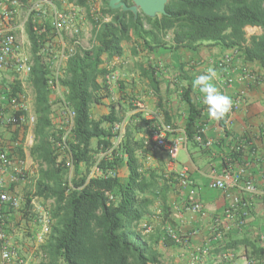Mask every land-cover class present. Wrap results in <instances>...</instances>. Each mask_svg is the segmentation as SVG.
Returning a JSON list of instances; mask_svg holds the SVG:
<instances>
[{"label":"trees","instance_id":"obj_1","mask_svg":"<svg viewBox=\"0 0 264 264\" xmlns=\"http://www.w3.org/2000/svg\"><path fill=\"white\" fill-rule=\"evenodd\" d=\"M75 1L86 8L89 21L95 25L97 21L90 11L92 3L89 0ZM109 1L102 0L101 14L109 15L111 20L94 27L92 46L66 62L61 78L62 86L66 88L65 98L75 111L74 127L67 139L73 162L71 184L66 166L68 155L50 141L51 136L60 139L63 133L56 126L60 99H53L47 83L51 64L45 55L37 54L39 45L31 21L26 26L34 56L28 81L34 93L36 116L30 155L38 169L34 176L33 196H26L16 211L21 220L36 222L34 199L51 201L48 211L50 232L39 246V264H161L159 252L153 244L155 241L152 237L147 239L140 227L142 219L152 212L156 192H161L162 188L157 181L159 175L143 169L145 156L155 148L151 138L154 123L129 121L119 147L99 162L103 175L89 178L98 153L112 146V125L126 117L118 108L120 98L116 100L115 95L119 88L114 86L119 83L121 87L123 80L111 85L106 79L108 73L117 71L118 58L129 49L137 53V47L167 46L165 38L171 33V47L195 49L208 43L238 49L245 61L256 62L264 68V0H168L167 14L155 17L142 12L135 17L131 11L111 8ZM124 1L132 5V0ZM249 26L260 28L261 33L248 36L246 28ZM152 71L153 67L145 74L150 84L157 88L159 82ZM10 73L16 75L12 71ZM24 92L22 80L17 75L7 85L3 83L0 86V94L8 101ZM106 99L112 100L108 113L94 118L91 108L95 104H103ZM183 100L188 109L184 125L187 142L200 144L196 137L203 134L206 106L194 100L191 86L184 87ZM1 104L8 106L5 100ZM164 120L171 123L168 117ZM139 123L148 130L139 127ZM219 124L226 130L227 116ZM7 128L17 143L19 159H24L28 127L16 125ZM94 140L96 144L93 146ZM4 146L7 143L4 142ZM123 169L125 176L121 174ZM109 171L115 175H108ZM13 210L11 208L9 214ZM9 232L12 234V229ZM168 239L175 242L166 235L165 241ZM241 247L246 250L249 260L261 262L264 259L261 237L229 240L219 244L215 251L221 253Z\"/></svg>","mask_w":264,"mask_h":264},{"label":"crops","instance_id":"obj_2","mask_svg":"<svg viewBox=\"0 0 264 264\" xmlns=\"http://www.w3.org/2000/svg\"><path fill=\"white\" fill-rule=\"evenodd\" d=\"M19 38L20 43L31 51L27 33H21L20 36L18 34V40ZM165 39L167 46L155 47L153 44V47L146 49L137 47L135 54L129 49L123 57L117 59L123 64V83L118 87L119 93L117 91L121 104L118 108L122 109L129 121L147 120L156 123L160 117H168L176 126L171 137L181 139L175 158L171 159L163 149L151 148V153L147 154L143 161V169L147 173L159 175L157 181L162 187L161 192H156L151 214L141 221V224L148 221L154 227L146 238L152 237V241H155L153 244L159 252L161 264H264V259L261 262L249 260L243 247L227 249L233 253L230 259L224 258L225 251H215L219 244L229 240L264 238V68L256 62L245 61L238 53L230 73L234 81L231 85H226L229 74L217 68L213 62L221 59L231 49L208 43L195 49L174 48L171 47V33ZM152 67V72L159 82L157 88L150 84L149 77L145 74L146 71H151ZM210 69L216 72L212 83L222 94L229 96L231 100L242 94L244 100L240 108L227 117L226 130L219 121L210 120L205 109L202 138L209 145L189 144L185 140L184 130L188 115L183 100L184 87L192 88L194 78L207 74ZM9 80L10 78H1L0 86L3 83L7 85ZM28 96L29 113L35 114L32 88ZM192 96L195 101L203 103L201 94L193 88ZM100 105L104 106L95 104L91 108L94 118H97L95 110L98 111ZM142 125L139 123V127L148 130ZM33 130L34 128H28L27 135L33 134ZM0 133L7 143L5 149L14 161L10 167H0V179L8 189L13 188L17 192V183L12 182L11 178L19 168L21 155L11 131L7 127H0ZM23 151L27 163L29 156L31 162L35 163L28 144L24 146ZM185 166L188 167V175L193 185L199 187L197 200L202 203L203 213L193 212L189 208L188 188L179 183L177 173ZM227 166L234 171L244 167V178L252 179L260 193H247L242 187L244 181L226 191L210 188L212 177L215 174L220 175ZM121 174L125 176L124 169ZM234 202L239 207L232 215H226V208ZM245 204L248 205L249 211L244 224L240 225L238 211ZM14 211L11 212L12 216L17 212ZM17 218L19 222L21 218ZM15 223L14 232L19 235ZM168 227L178 232L184 241L177 243L168 239L166 242ZM218 233L224 235L221 240L214 238ZM207 245L209 252L200 255L198 249ZM249 249L251 251V248Z\"/></svg>","mask_w":264,"mask_h":264},{"label":"built area","instance_id":"obj_3","mask_svg":"<svg viewBox=\"0 0 264 264\" xmlns=\"http://www.w3.org/2000/svg\"><path fill=\"white\" fill-rule=\"evenodd\" d=\"M91 4L90 11L94 15L97 23H91V30L94 27L98 28L101 23L111 20L109 15H102V0H89ZM95 3V4H94ZM88 19V11L70 0H0V71H12L17 77L28 78L32 67L34 65V56L32 52H26L21 48L18 41V33H26V26L31 21L32 29L37 36L39 45L38 55H45V59L51 64V74L48 79V87L52 91L53 97L60 99L59 107L56 110V126L63 131L61 138L50 137V141L56 143L57 147L66 151L68 159L66 166L69 168L68 182L71 184L73 177V162L70 149L67 145V139L70 138L74 123L75 111L70 106L65 98L66 88L61 84V78L64 75V67L66 62L79 52H82L89 47H85L82 42V29L84 23ZM91 31V32H92ZM31 47V42L29 40ZM239 53L238 49H231L223 55V57L213 63L219 69L225 70L229 74L226 78V85H231L234 81L230 75L232 72V63L235 55ZM107 82L114 85L120 78L119 73L110 72L106 76ZM21 80V79H20ZM23 83V81H22ZM25 90V84L23 83ZM29 93L26 90L19 96H12L8 99L0 94V103L3 100L7 101L8 106H0V127L26 125L28 128H34L36 124L35 114L29 113ZM53 98V99H54ZM244 100L242 94H238L232 100V108L226 115L227 117L233 112L237 111ZM22 112V113H21ZM25 112V113H23ZM20 113V114H18ZM129 123L128 117L115 122L112 125L113 142L112 146L102 149L93 164L89 178L103 175L99 162L112 154L114 149L118 148L124 139L127 125ZM203 133V129L201 130ZM175 132V127L172 123L166 122L164 118L160 117L156 123L151 127V138L154 142V147L163 149L168 156L173 159L177 156L180 148L181 139L171 137ZM28 134L26 142L28 146L34 142V132ZM199 143L205 146L209 145L205 142L202 136L196 137ZM185 140H187L185 133ZM13 160L7 153L2 135L0 133V167L6 168L12 166ZM29 172L27 168V160L22 159L19 163V168L16 173L12 175L11 181L14 183L24 179ZM34 173V171H30ZM108 175L114 176L113 171H109ZM178 180L181 186L188 188V202L189 208L196 213H203L202 203L197 200V193L199 187L193 185L188 175V167H183L178 173ZM245 168L234 171L231 167H224L220 175H214L209 182V187L212 189L227 190L229 187H235L242 183L243 189L249 194H258L260 190L252 179L244 178ZM264 194V193H263ZM239 203V202H238ZM22 206V198L14 192L7 189L5 182L0 179V264H34L31 257L19 254L15 243L11 239L9 232L12 229L14 232V221L9 218L10 209L18 210ZM236 202L230 204L226 210V215H232L238 208ZM37 208V207H36ZM248 205L241 207L239 212V223L244 224L248 215ZM37 213V221L40 224V229L37 232L35 239L36 245L39 246L44 243L48 233L50 232L51 217L43 207H39ZM161 213V212H160ZM140 227L144 235L151 234L154 227L145 221ZM167 236L177 243H182V238L178 232L173 228L168 227L166 230ZM222 233L215 235V240L223 238ZM261 240L264 242V238ZM209 246H204L198 249L200 255L209 252ZM6 254V255H5ZM224 258L230 259L233 256L231 251L224 252ZM248 264H250L248 262Z\"/></svg>","mask_w":264,"mask_h":264},{"label":"rangeland","instance_id":"obj_4","mask_svg":"<svg viewBox=\"0 0 264 264\" xmlns=\"http://www.w3.org/2000/svg\"><path fill=\"white\" fill-rule=\"evenodd\" d=\"M91 22L89 20H87L84 25H83V29H82V42L83 45L85 47H89L92 43V30H91ZM247 34L248 36L253 35V34H260L261 30L258 27H247L246 28ZM20 36V33H18ZM19 43H20V38H19ZM21 46V48L23 50H25L26 52H30V48H25V45H22V43L19 44ZM116 68H117V72L119 73V78L122 80L123 79V64L121 63L120 60H118L117 64H116ZM5 73V74H4ZM16 75H14L13 73H10L9 71H0V79L1 78H5V79H11L12 77H14ZM19 78V77H18ZM20 79L23 81V83L25 84V90L26 93L28 94L30 91L31 85L28 81V79L26 77H20ZM115 87L117 86V88L119 87V83L114 85ZM120 95L116 93L115 98H120ZM105 102L103 103V105H100V109L97 111L95 110V114L96 117H99L100 115L105 114L106 112H108L109 108V102L112 100H104ZM5 142V141H4ZM24 143H26L25 146H27V142L25 141ZM93 146L96 144V141H93ZM27 160V158H26ZM14 162V161H13ZM37 163L35 162H31V158L29 156L28 158V163H27V168L29 170L27 176L22 179L20 182H18L15 186L16 190L19 191H15L13 188H9L11 189L14 193H16L17 195L21 196V198L24 200L26 196H31L33 194L34 191V181H35V175L36 174H32L30 173V171H36L38 168L37 166L34 167V165H36ZM123 176V175H122ZM24 182V184H23ZM33 196V195H32ZM34 203L35 205H37L36 209L38 211L39 207H43L45 208V210L48 212L49 211V207L51 205V201H46L43 202L41 199L39 198H35L34 199ZM17 216L19 217L18 214L14 213L13 214V218H14V222H16V229L17 232L20 233L19 235H17V233L15 232H11V239L12 241L19 247L21 254L26 255L27 257H31L34 260V264H39L40 262V255L38 254V252H36V248L37 245L35 244V239L34 236L37 234V232L40 229V224L38 221L34 222L33 220H25V221H19L17 222ZM19 225V226H18ZM21 225V226H20ZM149 235V234H148ZM147 236V235H145ZM33 253V254H32Z\"/></svg>","mask_w":264,"mask_h":264},{"label":"clouds","instance_id":"obj_5","mask_svg":"<svg viewBox=\"0 0 264 264\" xmlns=\"http://www.w3.org/2000/svg\"><path fill=\"white\" fill-rule=\"evenodd\" d=\"M215 77H216V72L210 69L207 74H202L194 78V80L192 81V88L194 90H197L201 94L202 102L206 106V113H207L208 118L210 120L220 121L224 119L225 116L230 112L233 102L229 96L222 94L217 89V87L212 83ZM34 174H35V171H34ZM8 190L11 191L10 189ZM36 206L37 205H35L34 203L35 212H36ZM12 218L13 216L11 217V219ZM12 220H14V218ZM35 244H36V239H35ZM39 246H37L36 248V252H38V254H39Z\"/></svg>","mask_w":264,"mask_h":264},{"label":"water","instance_id":"obj_6","mask_svg":"<svg viewBox=\"0 0 264 264\" xmlns=\"http://www.w3.org/2000/svg\"><path fill=\"white\" fill-rule=\"evenodd\" d=\"M168 0H132L128 5L124 0H110V7L113 9L122 8L123 11H131L135 17L142 12L148 17H155L158 14L165 15Z\"/></svg>","mask_w":264,"mask_h":264}]
</instances>
